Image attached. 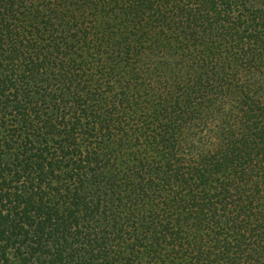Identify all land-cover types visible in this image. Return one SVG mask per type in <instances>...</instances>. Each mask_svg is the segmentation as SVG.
<instances>
[{
	"label": "trees",
	"instance_id": "obj_1",
	"mask_svg": "<svg viewBox=\"0 0 264 264\" xmlns=\"http://www.w3.org/2000/svg\"><path fill=\"white\" fill-rule=\"evenodd\" d=\"M0 264H264V0H0Z\"/></svg>",
	"mask_w": 264,
	"mask_h": 264
}]
</instances>
